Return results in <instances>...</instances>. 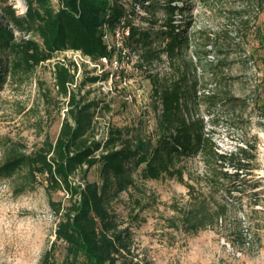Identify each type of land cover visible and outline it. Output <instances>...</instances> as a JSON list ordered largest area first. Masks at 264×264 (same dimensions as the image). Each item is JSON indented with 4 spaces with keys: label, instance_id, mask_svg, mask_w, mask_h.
Wrapping results in <instances>:
<instances>
[{
    "label": "rangeland",
    "instance_id": "rangeland-1",
    "mask_svg": "<svg viewBox=\"0 0 264 264\" xmlns=\"http://www.w3.org/2000/svg\"><path fill=\"white\" fill-rule=\"evenodd\" d=\"M166 1L149 0L144 7L141 0H131L129 5L137 3L135 23L148 26L152 22L148 20L154 19L156 26L163 24L168 16L163 6ZM6 4H12L19 13L26 10L24 0H0V6ZM174 4L184 8V13L176 12V22L189 35L190 46L184 51L194 78H212L211 70L219 60L224 61V73L236 78L231 86L233 93L256 99V84L264 79V2L180 0ZM23 36L40 40L34 34ZM132 56L136 61L138 55ZM69 58L72 60L73 54L67 50L31 72L10 69L1 78L0 165L12 148L33 152L47 139L56 141L67 111V98L56 84L55 65ZM92 72L88 67H79L77 80L82 81ZM153 72H169L165 54L163 60L154 63ZM136 76L133 89L139 96L137 103L125 100L124 92H107L106 81L84 87L82 94L103 106L97 114V138L105 136L110 125L139 130L146 136L154 132L152 83L141 70ZM258 88L263 90L261 84ZM214 90L215 84H200L201 98H197L193 111L205 119L220 152L230 154L247 148L253 156L245 172L249 183L232 192L236 198L222 191L213 192L207 183L208 167L199 156L185 162L187 183L170 177L138 178L137 185L123 191L111 207L121 227L129 228L133 234L132 255H127L126 261L264 264V117L255 106L240 110L211 104L203 96ZM106 104L109 110L104 108ZM26 172L23 169L10 177L0 176V264H39L56 239L58 220L49 204L47 182L39 176L37 182L30 183ZM99 178L100 165L88 175L91 181ZM255 182L258 187L253 185ZM52 197L67 201L68 195L59 191ZM218 204L223 207L217 209ZM218 213L225 215L218 217ZM191 214L206 216V226L198 232L189 230L185 222ZM56 254L59 259L65 255L61 243Z\"/></svg>",
    "mask_w": 264,
    "mask_h": 264
},
{
    "label": "trees",
    "instance_id": "trees-1",
    "mask_svg": "<svg viewBox=\"0 0 264 264\" xmlns=\"http://www.w3.org/2000/svg\"><path fill=\"white\" fill-rule=\"evenodd\" d=\"M24 1L23 13L12 4L0 6V81L10 69L28 73L67 50H80L98 61L110 55L106 28L111 33L128 31L124 43L138 55V67L152 83L156 116V128L150 136L110 125L106 138H97V114L103 106L82 91L88 83L108 79L109 75L86 74L79 82L71 71L74 62L70 58L57 62L56 84L67 98V111L56 141L47 139L33 152L12 148L0 165V176L10 177L26 169L28 182H37L39 176L47 182L49 204L58 221L56 239L39 264H138L126 261L127 255H132L133 234L121 227L111 209L112 201L135 187L138 178L170 177L187 183L185 162L191 157L199 156L207 165V183L213 192L236 198L232 192L249 183L245 172L253 156L243 147L230 154L218 150L205 119L193 111L197 98H201L198 87L216 85V90L203 96L215 106L240 110L255 106L264 117V79L260 82L263 90L260 92L257 83L256 99L250 100L233 93L236 78L224 73V61L219 60L211 70L212 78H194L184 51L190 46L189 35L176 22V12L184 13L183 7L174 4L180 0L166 1L163 6L168 16L159 26L154 19L148 20L152 21L148 26L136 24L137 3L129 5L131 0ZM147 1L141 0L144 7ZM33 34L40 40L23 36ZM164 54L169 72L161 75L153 72V67ZM104 108L109 110V104ZM98 165L99 180H89L90 170ZM253 185L258 187L256 182ZM59 191L68 195L67 201L53 199V193ZM224 215L218 213V217ZM206 221L204 214H191L185 222L189 230L198 232ZM60 243L65 249L62 259L56 254Z\"/></svg>",
    "mask_w": 264,
    "mask_h": 264
},
{
    "label": "built area",
    "instance_id": "built-area-1",
    "mask_svg": "<svg viewBox=\"0 0 264 264\" xmlns=\"http://www.w3.org/2000/svg\"><path fill=\"white\" fill-rule=\"evenodd\" d=\"M128 33V31L124 33L122 30H116L115 33H111L106 28L104 37L110 55L104 56L98 61L83 54L80 50H68V52L73 54L72 61L74 65L71 67L72 72L76 73L79 67L85 66L93 71L92 75L103 76L107 74L109 75L108 79L102 80V82L106 81L109 84L108 89H106L107 92L113 94L124 92L125 100L130 103H137L139 96H137L133 88L136 83V75L140 69L137 65L138 58L136 61L133 60L132 54L135 52L131 48L126 47L124 43V34ZM106 135L103 137L106 138Z\"/></svg>",
    "mask_w": 264,
    "mask_h": 264
}]
</instances>
